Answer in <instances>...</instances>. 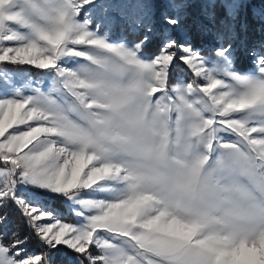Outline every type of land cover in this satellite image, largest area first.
I'll return each instance as SVG.
<instances>
[{"label":"snow or ice","instance_id":"6c2138e0","mask_svg":"<svg viewBox=\"0 0 264 264\" xmlns=\"http://www.w3.org/2000/svg\"><path fill=\"white\" fill-rule=\"evenodd\" d=\"M187 6L0 0V208L37 241L0 215V264H264V42L238 2L218 26Z\"/></svg>","mask_w":264,"mask_h":264},{"label":"trees","instance_id":"16d2710c","mask_svg":"<svg viewBox=\"0 0 264 264\" xmlns=\"http://www.w3.org/2000/svg\"><path fill=\"white\" fill-rule=\"evenodd\" d=\"M238 2L240 7L238 9L237 30L241 23L247 25V37L249 44L264 42V0H187L186 11L188 13L186 25H191L193 21L199 20L207 24L208 21L204 17V11L214 13L217 21V26L220 20H227V9L225 5ZM155 4L157 12L164 6V3H159L157 0H152ZM119 29V27L115 28ZM128 39H134V37L128 33H124ZM241 35H245L242 33ZM191 42L196 47L208 46L211 42L210 36H203L196 31L193 26L191 28ZM208 51L205 50L204 54ZM145 53L153 55L152 51L145 50ZM181 62H175L174 69L170 70L169 83L176 84L178 77L182 76L184 71L181 67ZM252 58L241 55L235 63V66L239 70H245L248 67L253 66ZM187 77V74L184 75ZM0 215H6L8 217V226L10 231L18 232L21 237H28L30 250L36 249L37 241L32 235L30 228L25 223L24 217L20 214L19 210L14 204H9L7 207L0 208ZM73 255L69 252L66 256H57L58 264H67L69 259H72Z\"/></svg>","mask_w":264,"mask_h":264},{"label":"rangeland","instance_id":"374dc122","mask_svg":"<svg viewBox=\"0 0 264 264\" xmlns=\"http://www.w3.org/2000/svg\"><path fill=\"white\" fill-rule=\"evenodd\" d=\"M159 3H164V0H157ZM103 30V29H101ZM120 30L119 29H116L113 33V39L115 38H118L120 36ZM127 38V37H126ZM128 39V38H127ZM129 41H132L133 39H128ZM147 55V54H145ZM206 56L208 55H211V53L207 52L205 53ZM150 57V55H147ZM182 63V62H181ZM24 67H30V66H24ZM181 67L183 68V71H184V74H187L188 79L189 80H192V79H195L194 75L190 72V69L187 68L186 65H181ZM235 67V65H234ZM236 71L240 72V73H244V74H247V73H250V72H254L255 71V65L254 66H251V67H248L246 68L245 70H239L235 67ZM37 70L35 69H32V73H33V76H35V73H36ZM185 81V80H183ZM187 82V81H185ZM49 203L51 204L52 207L56 208L61 216V219L64 221V222H69V223H76L77 222V217L71 213L68 209V207L66 205H64L61 201L59 200H56V199H51L49 200Z\"/></svg>","mask_w":264,"mask_h":264}]
</instances>
